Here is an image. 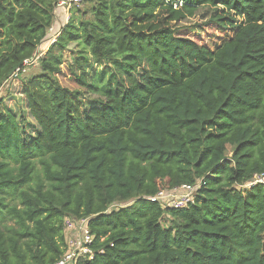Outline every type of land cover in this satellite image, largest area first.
<instances>
[{"label": "trees", "instance_id": "16d2710c", "mask_svg": "<svg viewBox=\"0 0 264 264\" xmlns=\"http://www.w3.org/2000/svg\"><path fill=\"white\" fill-rule=\"evenodd\" d=\"M58 1L0 0V87L49 46L23 82L34 133L0 98V264H56L66 217L95 236L76 264H264V184L247 186L264 175V0H84L49 45ZM202 8L204 44L179 26ZM198 181L186 208L147 200Z\"/></svg>", "mask_w": 264, "mask_h": 264}, {"label": "built area", "instance_id": "2783aa9c", "mask_svg": "<svg viewBox=\"0 0 264 264\" xmlns=\"http://www.w3.org/2000/svg\"><path fill=\"white\" fill-rule=\"evenodd\" d=\"M84 0H59L57 7L55 9V21L60 18V14L58 12L59 8L64 10L65 14V23L67 24L70 20L73 11L80 7L83 4ZM65 24V25H66ZM64 25V26H65ZM51 36L47 39L46 42L51 45L56 41L59 36V32H55L54 26L50 29ZM44 42V43H46ZM43 43V44H44ZM42 44V45H43ZM49 47V46H48ZM48 47L43 49L40 47L36 56L33 59L26 60L24 62V68L17 70L9 79V81L17 80L21 75L25 74L28 71V68L36 65L37 60L40 56L45 54ZM8 81V82H9ZM8 82H5L6 84ZM201 181H198L195 185H183L181 187H177L171 190H163L160 191L155 196L147 198V200L152 203H160L164 206H168L170 208L182 209L188 207L190 204L195 202L196 193L200 187ZM255 184H264V175H256L254 180L247 184V186H252ZM118 203H116L117 205ZM120 205L119 208L124 207V204ZM113 204L110 210L119 209L114 208ZM64 232H65V253L62 258L56 264H76L80 259H90L94 258V249L92 247L95 236L92 235L90 227H89V219L88 218H74V217H66L64 220ZM69 234V236L66 235Z\"/></svg>", "mask_w": 264, "mask_h": 264}, {"label": "rangeland", "instance_id": "374dc122", "mask_svg": "<svg viewBox=\"0 0 264 264\" xmlns=\"http://www.w3.org/2000/svg\"><path fill=\"white\" fill-rule=\"evenodd\" d=\"M89 7L88 4L82 6V8ZM58 12L61 17L65 18L64 10L62 8L58 9ZM211 13L208 9H200L194 16L188 17L184 21H181L179 23V26H191L195 27L198 26V28H202L203 32L200 34L197 32H194L193 38L196 39L199 43H206L208 33L215 29V26L213 23H211ZM95 69L97 72L106 78V81L109 80V76L114 70L113 66L111 64H103L101 66H96ZM39 68L34 65L29 67L28 71L21 75L17 80H13L12 82L3 83V85L0 87V98L5 99L4 105L7 109L12 110L17 116L18 119L23 123L26 130L29 133H34L35 128H33L36 123L31 116L28 108H27V98L23 92V82L28 79L29 76L38 73ZM64 74L59 75L57 78L59 79L61 85L65 88H68L72 91L79 90L78 85L73 81V76L68 74V68L66 65L63 66ZM25 79V80H24ZM23 80V81H22ZM81 90V89H80ZM82 91V90H81ZM83 101L87 106H92L96 101H103L104 97L100 94L95 93H89L86 95H83ZM235 148L234 147H228L226 155L229 157L232 156ZM37 168L40 170V165L37 166ZM37 170V172H39ZM252 185V184H250ZM114 208H119L120 205L114 204ZM67 236H69L68 233H66Z\"/></svg>", "mask_w": 264, "mask_h": 264}, {"label": "crops", "instance_id": "0c3cea01", "mask_svg": "<svg viewBox=\"0 0 264 264\" xmlns=\"http://www.w3.org/2000/svg\"><path fill=\"white\" fill-rule=\"evenodd\" d=\"M66 19L63 17L58 18V20L55 21L54 28H56L61 33V29L64 27Z\"/></svg>", "mask_w": 264, "mask_h": 264}]
</instances>
